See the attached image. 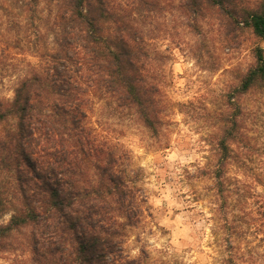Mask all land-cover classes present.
<instances>
[{"label": "trees", "instance_id": "16d2710c", "mask_svg": "<svg viewBox=\"0 0 264 264\" xmlns=\"http://www.w3.org/2000/svg\"><path fill=\"white\" fill-rule=\"evenodd\" d=\"M11 1L41 28L36 64L14 83L12 96L0 98V216L10 214L0 222V251L24 245L30 264H141L122 247L125 229L139 219L136 190L114 145L87 115L92 97L110 98L159 134V87L150 76L158 55L146 28L159 0ZM173 3L189 27L213 16L229 48L240 31L264 38V0ZM251 52L252 62L222 94L212 145L223 264H264V173L253 174L263 190L249 194L227 176L240 150L255 149L242 98L264 92V47ZM232 201L244 205L235 212Z\"/></svg>", "mask_w": 264, "mask_h": 264}, {"label": "rangeland", "instance_id": "374dc122", "mask_svg": "<svg viewBox=\"0 0 264 264\" xmlns=\"http://www.w3.org/2000/svg\"><path fill=\"white\" fill-rule=\"evenodd\" d=\"M173 1L159 0V13L146 24L154 34L148 37L149 49L159 56L150 73L159 87V134L152 135L132 111L110 98L92 97L87 121L114 145L136 190L139 219L124 231L125 254L141 264H223L226 242L210 174L216 117L223 92L252 62V48L264 47V38L240 31L229 48L213 16L198 18V27H189ZM40 28L11 0H0V98L12 96L14 83L36 64ZM242 103L244 130L255 149L240 150L227 176L249 194L263 190L253 174L264 173V92L250 93ZM249 200L253 206V198ZM231 205L238 212L244 204ZM9 215H1L0 222ZM238 244L244 251L243 240ZM0 264H30V252L24 245L2 250Z\"/></svg>", "mask_w": 264, "mask_h": 264}]
</instances>
